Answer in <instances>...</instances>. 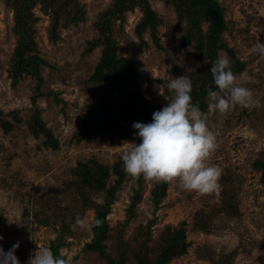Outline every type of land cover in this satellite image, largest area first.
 Instances as JSON below:
<instances>
[{"label": "rangeland", "instance_id": "374dc122", "mask_svg": "<svg viewBox=\"0 0 264 264\" xmlns=\"http://www.w3.org/2000/svg\"><path fill=\"white\" fill-rule=\"evenodd\" d=\"M219 1L226 7L227 19L234 23L231 31L223 35V40L244 66L243 71L236 74L238 82L252 90L261 106L252 109L233 106L223 114L208 109V127L217 143L210 163L221 169L218 193L199 197L181 190L176 182H170L166 183L165 198L156 206L153 190L161 182H148L126 174L107 217L110 228L123 225L132 199L139 191L141 200L136 206L135 217L124 230L125 241L148 229L153 238L149 246L158 241V246H162L169 235L168 229L173 231L184 223L190 247L187 254L173 259L170 264H264V184L262 173L255 168L264 154V59L251 51L256 42L264 43V0ZM79 2L86 11L84 20L69 24L67 28L60 26L57 42L50 39V13L54 8L44 10L43 4L38 2L30 9L34 42L39 56L47 63L42 68L43 83L38 90V81L28 74L12 86L11 73L18 41L15 25L23 17L25 8L23 0L11 4L8 0H0V237H3L0 248L8 251L19 242L15 255L20 264H26L37 247L50 248L61 238L62 230L70 228L51 216L54 209L51 203L55 200L50 193L64 189L80 163L96 159L100 165L112 168L117 161H122L121 154L130 147L128 143H139L120 137L76 142L78 121L88 105L94 106L107 99L106 85H94L89 80L101 58L102 48L86 50L98 38L95 24L101 14L111 8L113 0ZM150 3L162 21L159 36L164 50L156 47L148 31L143 34V40L137 37L136 29L143 13L136 8L126 14L123 26L119 22L115 24L114 38L120 46V56L131 60L139 72L155 79L170 80L195 71L200 62L194 57L192 45L180 48L182 30L177 26L174 5L161 0H150ZM185 24L183 22L182 26ZM206 29L207 24H204L203 31ZM219 55L226 56L230 62V54L225 50ZM54 93L62 102L56 101ZM161 93L153 87L149 99L166 105L168 98L162 87ZM37 110L59 141V150L45 147L44 137L36 138L29 129L30 118ZM15 116L22 123L5 133L1 123L13 122ZM123 123L130 125L128 121ZM224 178H228L227 182ZM115 179L112 176L108 186ZM91 186L96 193L91 199L102 203L104 196L97 192L95 185ZM227 189L231 191L228 198L237 208L233 216L223 210V192ZM73 191V194L68 191L60 194L65 204L74 205L78 196L77 190ZM40 204L48 208L49 226H38L35 221L34 214L41 210ZM67 209L68 213L84 218L86 224L83 228H71L73 235L68 239L69 245L60 253L70 259V264H106L85 250L93 239L95 211L87 209L82 215L78 206L75 212L74 207ZM203 219L208 221L207 232L200 229Z\"/></svg>", "mask_w": 264, "mask_h": 264}, {"label": "trees", "instance_id": "16d2710c", "mask_svg": "<svg viewBox=\"0 0 264 264\" xmlns=\"http://www.w3.org/2000/svg\"><path fill=\"white\" fill-rule=\"evenodd\" d=\"M15 1L8 0L10 4ZM161 1L175 7L178 17L177 26L182 30L180 48L184 49L191 45L194 47V57L200 62V66L188 74L192 81L191 101L198 104L202 111L208 113L207 91L210 88H216L209 69L220 51L225 50L230 54L229 67L235 75L244 69V66L235 58L232 49L223 40V35L231 31V26L234 23L227 19L226 7L219 0ZM38 2L43 4L44 10L54 8L50 13L52 15L50 39L53 42L60 40L58 32L60 26L67 28L69 24L83 21L86 11L79 0H23L24 15L20 17V20H17L15 25L18 41L14 52L15 63L11 73L12 86H16L17 81L28 74L38 81L37 88L39 90L43 83L42 68L47 63L38 54L30 22L32 19L30 9ZM136 8H140L143 13L136 29L137 37L143 40V34L148 31L156 47L164 50L163 45L160 44L159 36V27L162 25V21L152 8L150 0H113L111 8L102 13L95 24L98 38L90 43L86 50V52H91L102 48L101 58L89 80L94 85H106L104 90L107 99L94 106L88 105L86 112L79 118L78 129L75 132L77 143L84 139L95 141L99 137H109L110 139L120 137L126 141H139L134 135L135 130L132 128V124L134 122H150L152 113L165 106L157 103L156 99H149L152 96L153 85H161L164 96L168 100L171 99L167 89L169 80L155 79L148 74L139 72L131 60L119 54L120 46L114 38L115 24L119 22L120 26H123L126 14ZM183 22L186 23L184 27L182 26ZM204 24H207L206 31H203ZM143 42L145 43V41ZM54 95L57 102H62L57 98L56 93ZM14 120L1 123L5 133H10L16 125L22 123V120L16 116ZM123 121L130 122V125L126 126ZM29 125V129L36 138L44 137L45 147L52 150L60 149L59 141L48 129L39 110L30 118ZM255 168L262 173L261 181L264 184V154L255 163ZM72 175V180L65 183L64 189L50 193L53 196L51 199L55 201L52 203L48 201L47 204L54 206L51 216L54 219H60L61 225L67 227L74 222L76 217L75 213H68L67 207H74L73 211L75 212L78 206L82 215L87 209L95 211L94 222L99 220L101 223L96 225L93 222L92 224L93 239L86 245L87 254L97 255L106 264H170L173 259L187 254L190 244L187 241L184 223L173 231L168 229L169 235L164 239L162 246H158L159 241L155 242L152 247L149 246L153 238L148 229L143 231L144 233H135L131 240H124V230L135 217L136 206L141 200L139 191L132 199L124 224L110 228L107 217L111 213L115 195L126 178L122 161H117L111 168L100 165L96 159H90L86 163H80ZM112 176H115L116 179L112 185L108 186V181ZM224 180L227 182L228 178H224ZM91 184L95 185L97 192L104 196L101 200L102 203L91 199V195L96 194L90 188ZM73 190H77V200L73 202L74 205L65 204L66 201L60 194L66 191L73 194ZM230 192V189H227L226 192L224 190L225 200L222 205L223 210L233 216L236 215L235 209L237 210V208L228 198ZM166 193L167 184L164 182L154 188L153 200L156 206L165 198ZM39 207L41 209L39 213L34 214L36 223L42 227L51 225L50 216L47 215L48 208L42 204ZM200 224L202 231L209 230L206 219H203ZM70 231L71 227L62 230L61 238H57V241L51 244L49 249L54 255H59L60 250L69 245L68 239L73 235ZM152 253L154 257L153 255L149 257Z\"/></svg>", "mask_w": 264, "mask_h": 264}, {"label": "clouds", "instance_id": "9594fccd", "mask_svg": "<svg viewBox=\"0 0 264 264\" xmlns=\"http://www.w3.org/2000/svg\"><path fill=\"white\" fill-rule=\"evenodd\" d=\"M251 51L264 59V43L256 42ZM229 63L226 56L218 55L209 69L216 88L207 91L208 109L223 114L233 106L260 107L259 99L238 82ZM153 87L162 95L161 85ZM167 89L171 99L165 98L168 103L152 113L151 121L132 124L139 143L127 142L130 147L121 154L123 170L132 178L148 182H176L181 190L199 197L218 193L221 169L210 163L217 143L208 127V113L191 101L192 81L188 75L171 78ZM94 223L99 225L101 221ZM85 224V219L77 215L70 227L75 230ZM19 246L16 242L8 251L0 248V264H20L15 255ZM26 264H70V259L62 252L54 255L48 247H37Z\"/></svg>", "mask_w": 264, "mask_h": 264}]
</instances>
